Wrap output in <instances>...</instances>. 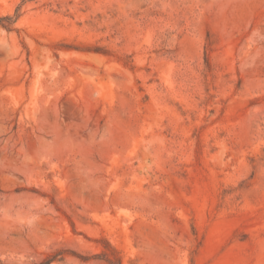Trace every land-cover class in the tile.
Here are the masks:
<instances>
[{
  "label": "rangeland",
  "instance_id": "rangeland-1",
  "mask_svg": "<svg viewBox=\"0 0 264 264\" xmlns=\"http://www.w3.org/2000/svg\"><path fill=\"white\" fill-rule=\"evenodd\" d=\"M0 17V264H264V0Z\"/></svg>",
  "mask_w": 264,
  "mask_h": 264
},
{
  "label": "trees",
  "instance_id": "trees-1",
  "mask_svg": "<svg viewBox=\"0 0 264 264\" xmlns=\"http://www.w3.org/2000/svg\"><path fill=\"white\" fill-rule=\"evenodd\" d=\"M6 18H9V17H0V24H3V26H6V25H4V23H2L3 20H5ZM9 19H10V18H9Z\"/></svg>",
  "mask_w": 264,
  "mask_h": 264
}]
</instances>
